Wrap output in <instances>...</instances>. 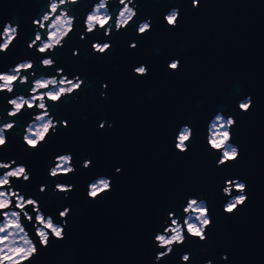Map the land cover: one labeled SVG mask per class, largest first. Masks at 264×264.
<instances>
[{"label":"water","instance_id":"95a60500","mask_svg":"<svg viewBox=\"0 0 264 264\" xmlns=\"http://www.w3.org/2000/svg\"><path fill=\"white\" fill-rule=\"evenodd\" d=\"M94 1L61 4L73 17L71 29L61 46L44 52L54 64L43 67L29 53L38 41L31 47L27 43L50 0H0V46L6 25L16 27L9 44L0 48V74L25 57L31 62L23 70L25 82L15 78L10 91L0 89V124L12 122L0 161L24 167L27 177L13 178L12 186L60 227L58 234L46 229L40 239L35 211L25 206L30 219L22 222L33 249L11 264H264V0H197L195 7L191 0H131L135 13L118 37L110 36L139 39L143 46L132 50L125 44L119 67L111 47L94 53L89 72L79 33ZM177 2L188 12L170 34L163 14ZM144 16L150 26L137 34ZM73 46L78 48L74 56ZM170 52L179 58L173 69L167 66ZM137 60L148 66L146 73L132 72ZM56 67L68 76L81 73L82 84L47 100L54 130L27 145L22 140L26 109L8 117L7 101L26 95L37 75L52 74ZM81 88L87 92L71 100ZM218 114L230 118L227 141L235 150L224 159L222 146L209 140L210 123ZM182 128L188 133L180 147ZM62 154L69 155L70 169L50 173ZM98 179L106 185L90 193ZM236 182L243 197L227 208L239 190L231 187ZM191 199L204 205L200 234L186 225ZM172 219L181 237L166 247L157 237L171 233Z\"/></svg>","mask_w":264,"mask_h":264},{"label":"flooded vegetation","instance_id":"af4514ba","mask_svg":"<svg viewBox=\"0 0 264 264\" xmlns=\"http://www.w3.org/2000/svg\"><path fill=\"white\" fill-rule=\"evenodd\" d=\"M52 1L53 0H50L49 10L42 16L41 20L39 22L36 20L34 21V23L37 24L36 31L33 35V39L27 43V46L31 47L36 41H38L36 48L29 53L31 56H33L34 62L40 61L43 67L54 64V61L48 55H45L44 52L46 50H51L54 46L62 45L64 38L71 29L73 20V17L69 15L67 9L61 7V4L66 0H55L53 7ZM111 1H114L113 5L117 8L112 24L108 22L110 17ZM197 3V0H191L192 7H195ZM181 5L183 6L182 2H177L175 5L167 6L163 14V19L168 25L167 31H169L170 34L172 27L180 25L178 23L181 22L180 19L184 12H188L185 8H183L184 6L182 7ZM135 7L136 4H131V0H95L93 2L83 19V32L79 33V39L81 40L80 42H83L82 44L84 45L86 44L85 46L87 47H85V51L88 55L86 62L87 68L89 70L87 71L92 72L91 67L93 66V61L91 60L93 59L92 55H94V53H103L111 47L112 55L113 57L116 56V64L119 67L122 50L125 44L127 48L132 50H136L138 48L140 49L141 46H143L141 43H139V39H127L124 42L123 40L120 41L119 39L115 41L113 40L114 37L110 36L111 32L117 34V37L119 36L120 32L124 29L126 21L135 13ZM57 9L60 12H56ZM53 14L54 16L51 18V15ZM49 18L51 19L47 25H45L44 22ZM149 26L150 18L145 16L142 17V19L137 24L136 33H144L148 30ZM6 27H13V31L11 32L10 38L8 39L6 45L4 47L0 46L1 49H4L15 35L16 27L10 26L9 24L6 25ZM98 28H101V31L99 33L97 32V34L95 31ZM42 29H45V34L43 36H41ZM173 35L174 34L170 36L173 37ZM172 44L170 42L169 45L171 46ZM158 47L160 50H162V45H159ZM77 51L78 48L73 46L71 49V55L74 56ZM168 55L169 59L167 61V66L170 69L176 68L179 61V58L177 57L178 54L173 55L170 52ZM81 59L82 56H80V60ZM30 64V60L25 57L13 67H9L7 73L0 74V83H4V77H8V82H5L3 86H0V89H6L10 91L12 81L15 78H18L19 82H25L26 74L23 70L28 68ZM147 70L148 66L144 61L141 60H137L132 68V72L136 74H144L147 72ZM30 74L33 75L34 73L30 72ZM81 84V73H74L73 75L68 76L67 74L63 73L62 68L56 67L52 74L37 75L30 82L28 93L26 95L18 94L8 99L7 103L9 107L6 111V115L8 117L12 115H19L23 108L26 109L23 113L24 126L22 140L24 143L34 146L44 138L46 133L54 130L56 121L48 114V112L45 111L47 107V100L55 101L61 96L71 94L74 90L79 89ZM105 87L106 83L103 81L101 83V88L105 89ZM83 92H87V88H81L78 94L73 96L71 100L76 99ZM247 99V96L242 99L239 103V106L244 108L247 105ZM34 109H39L40 112L35 113L33 112ZM11 125L12 122L0 124V146H2L5 142V130L9 129ZM60 161H65L67 168L56 171L55 169L58 167ZM12 162L13 160L0 161V168L8 167L7 170L0 172V225L3 223H8V230L15 231L19 234L21 240L14 249L20 252V254H23L29 246H32L31 240L28 237V233L24 229V224L22 222V219L26 221L30 219V213L26 210L25 206L31 205L32 209L35 211L33 225L35 227V232L40 237V239H42V230L44 231L47 228L38 218L41 212L36 207V204H34L35 201L32 202L33 200L29 201V199H23V195L15 190L12 186L13 178L25 179L27 177L24 167L22 165L10 167ZM68 169H70L69 155L62 154L55 157V162L50 168V173L66 171ZM61 187V184L57 185V188ZM41 216L44 218L43 221H46V217H44L42 214Z\"/></svg>","mask_w":264,"mask_h":264},{"label":"rangeland","instance_id":"374dc122","mask_svg":"<svg viewBox=\"0 0 264 264\" xmlns=\"http://www.w3.org/2000/svg\"><path fill=\"white\" fill-rule=\"evenodd\" d=\"M54 4H55V0L52 1V7ZM58 12H60V11L58 10ZM12 31H13V27L12 28L6 27V29L3 33V41L1 44L2 47H4L6 45V43L8 42V39L10 38ZM3 81H4V83L8 82V77H4ZM4 83L1 82L0 86H3ZM214 120L220 121L221 128H223V129L217 130V131H212L211 127L209 126V140H210L211 144H213L216 147L222 146V148H221L222 159L227 158V157H231L234 155L235 150H234V147L231 146L227 141V126L230 122V118H226V117L224 118L221 115L220 119H219L218 116H215V118L211 121L210 125L212 124V122ZM221 120H223V121H221ZM187 133H188L187 129L182 128V130L178 136V146H180V147L183 146L182 141L186 137ZM213 138H215V139H213ZM65 168H67L66 162L60 161L58 167L55 170L56 171L59 169L63 170ZM102 184H103L102 187H104L106 185V182H104ZM91 185H90V193H95L96 191H91ZM231 187L232 188L234 187V189H237V190L239 189V190L230 199V201L228 202V204L226 206L227 208H230L234 203L240 201L243 197L242 192L240 190V188H241L240 183L236 182V183L232 184ZM101 188H99L98 190H100ZM29 201H32V200L29 199ZM32 202H34V201H32ZM189 209L191 212L188 211ZM186 210L188 212V215L186 217V225H187L188 230L192 233L200 234L201 230L203 228V225L206 222V215H205V211H204L203 202L199 201V200L191 199L189 204L186 206ZM190 217L196 218V223L191 222L188 224L187 220ZM38 218H39V220H41V222L45 225V227L47 229L51 230L55 234L59 233L60 227L56 224L51 223L48 217H46V221H43L41 214H39ZM171 222L173 224V225L169 226L171 233L168 235L166 233H162V234L158 235V241L162 244L163 243L166 244V243H169L170 241H174V240L176 241V240L180 239V237H181L180 225L176 222L175 219H172ZM46 234H47L46 230H44V231L42 230V239L45 238ZM20 240H21V238H20L18 233H16L15 231H11V230L9 231L8 230V223H3L0 225V263L1 264H11L14 262H18L30 254V252L33 249L32 246H29L23 254H20V252H18L17 250L14 249L19 244L18 242Z\"/></svg>","mask_w":264,"mask_h":264},{"label":"trees","instance_id":"16d2710c","mask_svg":"<svg viewBox=\"0 0 264 264\" xmlns=\"http://www.w3.org/2000/svg\"><path fill=\"white\" fill-rule=\"evenodd\" d=\"M217 116L220 119L221 114H218ZM221 121H223V120H221ZM210 127H211L212 131H217V130H222L223 129V128H221L220 121H218V120H214L212 122V124L210 125ZM213 139H215V138H213ZM104 182H105V180H103V179H98L97 181L93 182L92 185H91V191H97L99 188H101L103 186L102 183H104ZM191 222L196 223V218L190 217L187 220V223L189 224Z\"/></svg>","mask_w":264,"mask_h":264},{"label":"built area","instance_id":"2783aa9c","mask_svg":"<svg viewBox=\"0 0 264 264\" xmlns=\"http://www.w3.org/2000/svg\"><path fill=\"white\" fill-rule=\"evenodd\" d=\"M34 204H36V203H34ZM157 240H158V237H157ZM172 242H173V241H170L169 243H166V244H168V245H166V244H164V243L162 244V243H160V242H159V244H161V245H165L166 247H169V246H170V243H172Z\"/></svg>","mask_w":264,"mask_h":264}]
</instances>
